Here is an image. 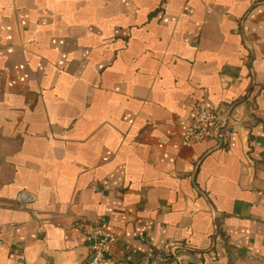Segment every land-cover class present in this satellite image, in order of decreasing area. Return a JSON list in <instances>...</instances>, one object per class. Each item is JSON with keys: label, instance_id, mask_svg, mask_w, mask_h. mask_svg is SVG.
<instances>
[{"label": "crops", "instance_id": "crops-1", "mask_svg": "<svg viewBox=\"0 0 264 264\" xmlns=\"http://www.w3.org/2000/svg\"><path fill=\"white\" fill-rule=\"evenodd\" d=\"M238 121L186 146L200 105ZM264 264V0H0V264Z\"/></svg>", "mask_w": 264, "mask_h": 264}, {"label": "built area", "instance_id": "built-area-1", "mask_svg": "<svg viewBox=\"0 0 264 264\" xmlns=\"http://www.w3.org/2000/svg\"><path fill=\"white\" fill-rule=\"evenodd\" d=\"M238 121L222 106L200 105L188 124L182 141L186 146L206 139L222 141L236 130ZM90 249L87 264H110L109 249L117 239V234L105 220L82 222ZM154 260L164 264V254L158 251ZM197 264H201L197 261Z\"/></svg>", "mask_w": 264, "mask_h": 264}]
</instances>
